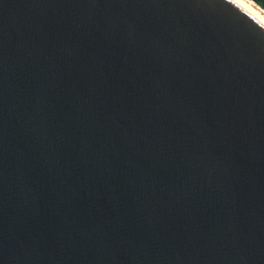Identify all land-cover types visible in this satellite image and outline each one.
<instances>
[{
  "label": "water",
  "instance_id": "95a60500",
  "mask_svg": "<svg viewBox=\"0 0 264 264\" xmlns=\"http://www.w3.org/2000/svg\"><path fill=\"white\" fill-rule=\"evenodd\" d=\"M0 264H264V19L0 0Z\"/></svg>",
  "mask_w": 264,
  "mask_h": 264
},
{
  "label": "bare ground",
  "instance_id": "6f19581e",
  "mask_svg": "<svg viewBox=\"0 0 264 264\" xmlns=\"http://www.w3.org/2000/svg\"><path fill=\"white\" fill-rule=\"evenodd\" d=\"M246 5H248L251 9H253L256 13H258L264 19V10L257 5L254 1L251 0H241Z\"/></svg>",
  "mask_w": 264,
  "mask_h": 264
},
{
  "label": "trees",
  "instance_id": "16d2710c",
  "mask_svg": "<svg viewBox=\"0 0 264 264\" xmlns=\"http://www.w3.org/2000/svg\"><path fill=\"white\" fill-rule=\"evenodd\" d=\"M253 1L257 3L264 10V0H253Z\"/></svg>",
  "mask_w": 264,
  "mask_h": 264
}]
</instances>
